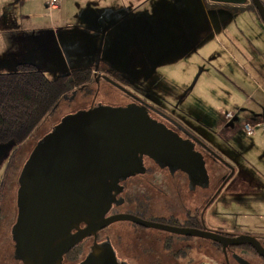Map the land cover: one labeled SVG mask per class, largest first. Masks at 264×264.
I'll return each mask as SVG.
<instances>
[{
  "label": "rangeland",
  "instance_id": "374dc122",
  "mask_svg": "<svg viewBox=\"0 0 264 264\" xmlns=\"http://www.w3.org/2000/svg\"><path fill=\"white\" fill-rule=\"evenodd\" d=\"M215 5L201 0L200 10L198 0H149L145 11L158 12L159 18L166 19L172 6L178 24L171 37L142 45L129 37L130 20L122 19L106 39L102 33L100 72L106 73L108 61L128 89L147 93L213 149L220 159L195 146L205 174H237L227 189L216 194L207 232L264 234V23L256 12ZM181 12L191 23L188 30ZM68 73L52 70L47 77L53 81ZM80 105L90 101L79 95L71 108ZM69 110L61 101L56 114L46 117L29 139L41 138ZM247 124L256 126L253 136L244 129ZM27 145L14 154L16 145L0 143V185L7 181L5 196L12 215L19 174L33 143ZM213 186L212 181L211 193ZM5 228L1 238L8 235ZM6 247L0 248V263L10 254ZM211 253L218 254L213 248ZM205 261L213 264V259Z\"/></svg>",
  "mask_w": 264,
  "mask_h": 264
},
{
  "label": "flooded vegetation",
  "instance_id": "af4514ba",
  "mask_svg": "<svg viewBox=\"0 0 264 264\" xmlns=\"http://www.w3.org/2000/svg\"><path fill=\"white\" fill-rule=\"evenodd\" d=\"M215 4L224 7L231 5ZM251 5L253 4L249 0L246 5L233 6L236 12H244ZM101 64L102 62L97 71L93 68L94 78L88 86L75 89L70 95H66V99H62L70 107L67 114L58 118V122L41 138L35 140L34 136L19 147L17 152L26 147L27 143V146L33 143L27 159H24V155L19 156L25 160L19 177L35 148L53 135L64 120L82 112H99L93 119L97 121L98 127L108 125L113 131L114 140L111 144L114 146L104 147L102 152L115 149L118 153L114 157L105 158L108 163L101 183L106 188V196L99 219L128 216L161 228H147L134 220L115 222L77 242L62 255L59 263L207 264L205 259H213V264H264V257L250 245L224 247L207 239L175 232L209 231L206 220L218 197L216 194L227 189L237 174L230 172L226 176L219 173L205 175L199 171L190 156L195 146H201L210 155L220 159L213 149L147 93L128 89L127 83L119 80L111 67L106 73L100 72ZM73 93H76L74 97ZM79 95L90 101V105L71 108ZM109 109L123 115L108 116ZM102 160L99 155L92 157V163L96 167ZM6 183L4 180L0 185V232L6 223L8 235L6 238L0 237V248L4 249L6 245L10 254L0 264H27L25 259L20 258L19 246L13 235L20 211L19 179L13 215L11 202L5 196ZM87 226V223L81 222L70 230L69 235L75 236ZM215 233L232 238L252 236L264 251V234L242 231L234 234L221 231ZM211 248L219 255L211 253Z\"/></svg>",
  "mask_w": 264,
  "mask_h": 264
},
{
  "label": "water",
  "instance_id": "95a60500",
  "mask_svg": "<svg viewBox=\"0 0 264 264\" xmlns=\"http://www.w3.org/2000/svg\"><path fill=\"white\" fill-rule=\"evenodd\" d=\"M210 1L243 6L249 0ZM250 1L264 23L263 2ZM101 50L102 44L95 71L99 69ZM96 114L99 115V112H82L64 120L53 135L35 148L19 177L20 211L13 235L19 246L20 258L25 259L27 264H60L59 260L65 252L98 229L118 221L134 220L128 216L99 219L106 196V188L101 183L108 163L105 158L118 153L115 149L102 152L104 147L114 146H111L113 131L108 125L98 127L93 119ZM107 115L123 113L109 109ZM97 155L103 159L98 167L92 163V157ZM190 156L195 167L205 174L199 154L193 152ZM134 221L147 228H161L137 219ZM81 222L87 223V228L70 236V230ZM175 232L207 239L224 247L250 245L264 257L257 239L249 235L232 238L211 232Z\"/></svg>",
  "mask_w": 264,
  "mask_h": 264
},
{
  "label": "crops",
  "instance_id": "0c3cea01",
  "mask_svg": "<svg viewBox=\"0 0 264 264\" xmlns=\"http://www.w3.org/2000/svg\"><path fill=\"white\" fill-rule=\"evenodd\" d=\"M51 1L0 0V74L15 73L24 63L46 73L94 68L102 33L106 39L122 19L130 20L129 37L142 45L170 38L178 24L172 6L166 19L158 12L148 15L149 0H59L57 9L49 7ZM105 66L111 67L108 61Z\"/></svg>",
  "mask_w": 264,
  "mask_h": 264
},
{
  "label": "trees",
  "instance_id": "16d2710c",
  "mask_svg": "<svg viewBox=\"0 0 264 264\" xmlns=\"http://www.w3.org/2000/svg\"><path fill=\"white\" fill-rule=\"evenodd\" d=\"M246 11L260 18L253 5ZM93 78V68L86 67L52 81L30 63L18 65L15 73L0 74V143L16 145L17 152L44 119L55 114L64 96Z\"/></svg>",
  "mask_w": 264,
  "mask_h": 264
},
{
  "label": "built area",
  "instance_id": "2783aa9c",
  "mask_svg": "<svg viewBox=\"0 0 264 264\" xmlns=\"http://www.w3.org/2000/svg\"><path fill=\"white\" fill-rule=\"evenodd\" d=\"M49 7L51 9H57L59 7V1L58 0H52L50 3H49ZM262 124V122L259 124V126ZM255 126H251L249 124L245 125L244 129L247 133V135L249 136H252L254 133H255Z\"/></svg>",
  "mask_w": 264,
  "mask_h": 264
}]
</instances>
